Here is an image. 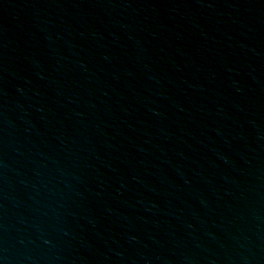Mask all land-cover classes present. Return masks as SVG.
<instances>
[{"label":"water","instance_id":"water-1","mask_svg":"<svg viewBox=\"0 0 264 264\" xmlns=\"http://www.w3.org/2000/svg\"><path fill=\"white\" fill-rule=\"evenodd\" d=\"M0 264H264V0H0Z\"/></svg>","mask_w":264,"mask_h":264}]
</instances>
